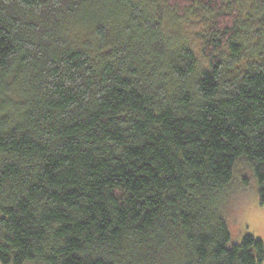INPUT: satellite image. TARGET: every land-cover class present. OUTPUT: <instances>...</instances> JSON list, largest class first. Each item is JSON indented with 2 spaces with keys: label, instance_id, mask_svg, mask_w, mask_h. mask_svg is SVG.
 <instances>
[{
  "label": "trees",
  "instance_id": "1",
  "mask_svg": "<svg viewBox=\"0 0 264 264\" xmlns=\"http://www.w3.org/2000/svg\"><path fill=\"white\" fill-rule=\"evenodd\" d=\"M240 162L264 204V0H0L1 264H263Z\"/></svg>",
  "mask_w": 264,
  "mask_h": 264
},
{
  "label": "rangeland",
  "instance_id": "2",
  "mask_svg": "<svg viewBox=\"0 0 264 264\" xmlns=\"http://www.w3.org/2000/svg\"><path fill=\"white\" fill-rule=\"evenodd\" d=\"M159 4L162 5V2ZM123 13L122 18H124ZM169 14L166 17L167 21L170 20L171 23L173 20L178 21ZM124 15H126V10ZM173 27L179 30H187L188 34L196 39L197 35L194 31L198 28L197 22H187L183 25L178 23ZM225 207L226 219L232 233V243H239L246 233H252L264 241V204L260 201L258 181L251 165L244 162L237 165L234 184ZM26 264L34 263L27 262Z\"/></svg>",
  "mask_w": 264,
  "mask_h": 264
}]
</instances>
